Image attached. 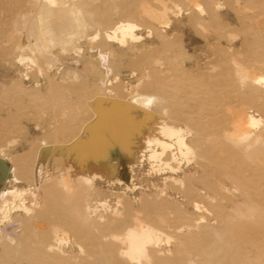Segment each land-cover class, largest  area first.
Returning a JSON list of instances; mask_svg holds the SVG:
<instances>
[{
  "label": "bare ground",
  "instance_id": "1",
  "mask_svg": "<svg viewBox=\"0 0 264 264\" xmlns=\"http://www.w3.org/2000/svg\"><path fill=\"white\" fill-rule=\"evenodd\" d=\"M94 1L16 0L14 20L18 23L14 24L19 27L10 30V38L4 37L8 43L11 39L12 45L7 44L11 46L7 51L0 48V53L9 63H29L34 70L28 68V72L40 75L51 71L60 55L76 52L79 37L90 45L98 38L97 33L91 38L85 35L88 26L96 25L91 9ZM184 1L200 14L204 12L196 0ZM232 1L235 5L240 2L239 9L251 26V38H264V13L255 1ZM131 2L132 14L163 38L158 29L169 27L172 8H176L173 0ZM219 3L209 0V10L203 15L212 18ZM115 21L102 32L98 46L104 42L125 46L141 39L135 34L139 26L134 21ZM225 54L219 56L218 75L223 80L219 89L190 78L181 64L173 61L172 77L167 78L163 61L145 58L143 78L138 77L126 91L117 77L110 91L91 92L78 84L74 103L59 109L62 119L55 126L52 141L40 142L12 158L5 154L8 144L0 146V158L9 167L7 178L11 173L21 186L30 182L36 192L21 186L7 189V178L2 184L0 262L4 257L19 259L21 249L30 253L29 257L24 255L34 259L31 264H72L61 250L70 232L74 240L85 245L76 244L80 264H264V71L258 69L260 64L246 65ZM211 93L219 99L213 101ZM250 108L255 109L256 117ZM0 124L5 125V121ZM107 131L115 143L106 137ZM113 145L124 160L147 161L152 172L163 175V184L179 186L186 202L211 215L213 224L206 223L204 215L192 217L179 208L168 210L162 206L168 197L162 190L156 194L159 198L139 197L136 207L117 194L115 205L120 209L114 208L109 215L99 213L98 208L106 209L108 204L101 199L90 202L96 181L129 190L109 161ZM190 161L194 162L193 172H181L182 163ZM16 212L29 217L25 224L24 220L11 219ZM48 213H55V217L49 216L51 224L47 225ZM12 222L18 232L9 235L5 227ZM36 227L42 233L37 239ZM165 231L173 236L164 235ZM162 237L167 243L173 239L171 251H159L161 246L157 249ZM20 262L14 264H27Z\"/></svg>",
  "mask_w": 264,
  "mask_h": 264
},
{
  "label": "rangeland",
  "instance_id": "2",
  "mask_svg": "<svg viewBox=\"0 0 264 264\" xmlns=\"http://www.w3.org/2000/svg\"><path fill=\"white\" fill-rule=\"evenodd\" d=\"M131 1L132 0H95L93 2L95 5L92 3L91 9L94 13L93 24L96 25L93 26V28L92 25L88 26V32L86 31L85 35L91 38V36L93 37L97 33L98 38L96 37L97 39L90 45L89 41L85 40L83 37H79L77 39L78 41H75L77 53H74V51L71 53L70 51V53L60 55L56 64H53L54 67L52 66L50 68L51 71H42L40 75L39 73H35V71L28 72V70L33 69L29 63H17L12 60V63H9V60L7 61V59H5L6 56L0 53V121H5V125L1 126L0 124V146L8 144L7 150L5 151L7 158H12L15 155L26 152L30 148H35L40 142L52 141L55 126L62 119L63 113H59V109L62 110L64 106L74 103V99L79 92L77 87L78 84H83V87L91 92L99 90L110 91L114 87V78L117 77L121 83V89L126 91L129 86H133L137 83L139 80L138 77L143 78L142 72L145 71L143 60L145 58H155L163 61L162 67L165 68L167 65V72L165 73L167 78L172 77L171 70L173 69V65L170 61L175 62V64H181L186 75L190 78L201 79L208 84V87L210 86L214 89H219L221 87L219 85L223 83V80H221L218 75L221 64L219 56L225 53V55H234L239 59L240 63L246 65H251L253 62L255 66H259L257 64H260V68L258 69L264 71V55H262L264 54V38H251V26L244 17L245 14L239 9L241 6L240 2H237L236 6L232 0H214L220 2L219 9L215 10L216 12H213L212 18L208 19L206 17L207 15L204 16L203 13L209 10V0H196L199 8L204 11L202 14H200L201 12L198 8L196 9L195 6L184 0H173V4H175L176 8H172L173 14L169 17L168 26L170 28L168 26L167 29L159 28V35L163 37L159 38L154 35V32L149 28L150 26L148 24L136 17L134 13L132 14L134 3ZM254 1V5L257 9L264 13V0ZM129 4L130 6H127ZM15 5L16 0H0V37L3 36V38H0V48L6 49V51L11 47L7 44L12 45V41L9 39L10 42L8 43V40L5 41V38H10L11 34L19 27L18 24L17 27L16 24H14L18 23L17 20H14ZM5 6H7L6 9ZM115 20L134 21L139 26L135 34L141 39L136 42L125 44V46L113 42H104L102 45L98 46L103 38L101 37L103 36L102 32L114 23ZM90 27L92 30H90ZM10 30L13 31L11 34H9V32H11ZM230 34L232 37H235L230 38ZM148 35H150V37ZM229 48L231 49L229 50ZM27 55L29 56L30 54ZM25 71H27L26 76L23 75ZM24 77H27L28 80H24ZM125 91H123V93H125ZM148 92L153 93L150 91ZM209 96L213 101H217L220 97L212 93ZM249 112L254 116L257 115L254 108H250ZM107 133L108 131L105 132V135ZM111 160H113V162ZM135 160L133 163L124 160L119 154L117 146L113 145V148H111L109 152V161L114 166L115 173H117L115 175L123 184L129 187V190L133 186L134 189H131L130 192L129 190H125L124 186H111L104 181H96V190L91 193L90 202L93 203L95 200L98 201L101 199L107 200L108 204V208L106 209L98 208L99 213L109 215L110 211L116 208L117 194L124 202L130 203L131 205L133 203V206L136 207L139 197L147 199L159 198L157 195L162 190V193H166L167 196L170 197H167L166 201H164L165 204L163 203L162 206L165 205L164 207H167L168 210H171L170 208H179L182 213L192 217L204 215L205 222L210 225L213 224L214 221L211 215L204 214L201 210H194L192 206L186 202L182 197V190L179 186L167 183L163 184V175H157L154 171L152 172L150 164L147 161L138 162L139 160L137 158ZM189 170L193 172L194 162L190 161L188 164L182 163L181 172ZM17 181L18 180L10 173L4 185L7 189L19 188L21 185ZM20 188L36 193L32 189L30 182L25 186L22 185ZM40 195L41 193H39V196ZM116 209L120 208L117 207ZM48 214L45 216L48 217V219H44L47 221V225L51 224V221H48L51 219L50 217H55V213ZM52 214L53 216H51ZM205 215L210 217L206 220ZM28 218L22 212H16L12 214L11 219L20 220L22 223L24 220L23 224H25ZM42 219H40V222L44 223L45 226L46 223ZM59 220L57 219L56 221L61 222V220ZM53 223H55L54 220L52 221V224ZM12 224H14V222L8 226ZM36 228H34V232L36 233L37 239V236L39 235L38 237H41L40 234L42 235V233L38 228V230H36ZM16 230V232H18V229ZM67 234L66 243L62 245L61 250L66 255L65 259L68 257L67 260L70 261L71 258L70 262L72 264L74 262L80 264L82 257L78 255L79 251L76 244L80 242L83 244L84 242L78 239L74 240L75 236L72 233L70 234V232ZM164 235L173 236L170 231H165ZM164 238L165 237H162L158 242L157 249L161 246L160 248L162 249L159 248V251H171V247H173V237H170L172 240H169L168 243ZM74 241L79 242L75 243ZM27 248L30 249L31 247ZM0 253L2 252L0 251ZM17 253V255H19L17 258L19 259L15 258V260H13L11 257H4L5 259L2 258L3 262L1 261L0 263L14 264L18 261H21L20 263H27L23 259L28 260V262L30 260V264L34 262V259H28L29 252L20 249ZM24 253H28V257L24 255ZM76 259L77 261H72Z\"/></svg>",
  "mask_w": 264,
  "mask_h": 264
},
{
  "label": "water",
  "instance_id": "3",
  "mask_svg": "<svg viewBox=\"0 0 264 264\" xmlns=\"http://www.w3.org/2000/svg\"><path fill=\"white\" fill-rule=\"evenodd\" d=\"M106 137L110 140V142L115 143L112 139L111 131L106 134ZM8 171L9 167L7 166L6 162L0 158V188L8 176Z\"/></svg>",
  "mask_w": 264,
  "mask_h": 264
},
{
  "label": "built area",
  "instance_id": "4",
  "mask_svg": "<svg viewBox=\"0 0 264 264\" xmlns=\"http://www.w3.org/2000/svg\"><path fill=\"white\" fill-rule=\"evenodd\" d=\"M16 223L12 224L11 226H7L5 228V231L8 232L9 235L13 234L14 232H16Z\"/></svg>",
  "mask_w": 264,
  "mask_h": 264
}]
</instances>
